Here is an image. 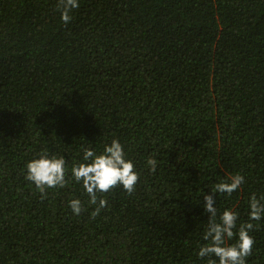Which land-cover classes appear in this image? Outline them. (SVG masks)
Wrapping results in <instances>:
<instances>
[{
    "label": "trees",
    "instance_id": "trees-1",
    "mask_svg": "<svg viewBox=\"0 0 264 264\" xmlns=\"http://www.w3.org/2000/svg\"><path fill=\"white\" fill-rule=\"evenodd\" d=\"M72 17L57 0H0V264H208L204 193L242 174L216 195L238 226L264 195V0H80ZM113 138L140 178L98 193L95 216L80 184L43 196L25 180L42 150L70 175L82 146ZM252 223L247 264H264Z\"/></svg>",
    "mask_w": 264,
    "mask_h": 264
},
{
    "label": "clouds",
    "instance_id": "clouds-1",
    "mask_svg": "<svg viewBox=\"0 0 264 264\" xmlns=\"http://www.w3.org/2000/svg\"><path fill=\"white\" fill-rule=\"evenodd\" d=\"M80 7V0H57V10L64 24L72 20V12ZM82 146V156L74 161L70 175L67 169L65 155L49 153L42 150L26 165L25 180L31 182L43 195L48 189L64 188L74 181L80 184L89 197V204L95 205L93 216L108 205L105 198L98 197V193H108L112 188L121 186L131 194L140 174L136 170L135 162L128 157L124 145L117 138L106 143L102 151L91 146ZM146 166L152 172L157 169V160L149 156ZM245 183L242 174L228 176L225 180L215 183L210 193L203 195V208L208 214V225L203 234V244L196 255L203 260L208 258V264H247L251 255L254 238L250 234L254 225L252 221L264 218V195L259 198L253 194L248 202L249 221L238 226L239 213L232 208H225L222 212L216 207L217 193L231 196ZM72 213L79 216L83 210V203L79 198L68 201ZM234 243H229L233 241Z\"/></svg>",
    "mask_w": 264,
    "mask_h": 264
}]
</instances>
